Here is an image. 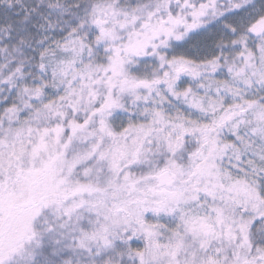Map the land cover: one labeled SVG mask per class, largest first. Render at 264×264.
<instances>
[{
  "label": "snow or ice",
  "instance_id": "snow-or-ice-1",
  "mask_svg": "<svg viewBox=\"0 0 264 264\" xmlns=\"http://www.w3.org/2000/svg\"><path fill=\"white\" fill-rule=\"evenodd\" d=\"M0 264H264V0H0Z\"/></svg>",
  "mask_w": 264,
  "mask_h": 264
}]
</instances>
